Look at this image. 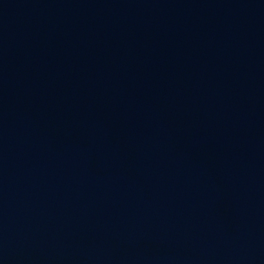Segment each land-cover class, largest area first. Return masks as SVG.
<instances>
[{
	"label": "water",
	"instance_id": "95a60500",
	"mask_svg": "<svg viewBox=\"0 0 264 264\" xmlns=\"http://www.w3.org/2000/svg\"><path fill=\"white\" fill-rule=\"evenodd\" d=\"M0 264H264V0H0Z\"/></svg>",
	"mask_w": 264,
	"mask_h": 264
}]
</instances>
